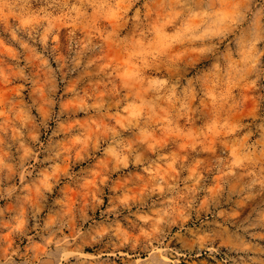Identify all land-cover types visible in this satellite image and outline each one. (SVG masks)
<instances>
[{"label":"rangeland","instance_id":"rangeland-1","mask_svg":"<svg viewBox=\"0 0 264 264\" xmlns=\"http://www.w3.org/2000/svg\"><path fill=\"white\" fill-rule=\"evenodd\" d=\"M0 264H264V0H0Z\"/></svg>","mask_w":264,"mask_h":264}]
</instances>
